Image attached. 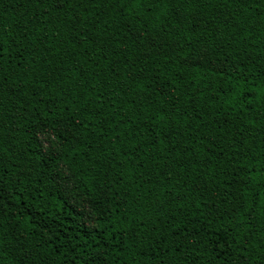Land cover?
<instances>
[{
	"label": "trees",
	"instance_id": "16d2710c",
	"mask_svg": "<svg viewBox=\"0 0 264 264\" xmlns=\"http://www.w3.org/2000/svg\"><path fill=\"white\" fill-rule=\"evenodd\" d=\"M0 264H264V0H0Z\"/></svg>",
	"mask_w": 264,
	"mask_h": 264
},
{
	"label": "rangeland",
	"instance_id": "374dc122",
	"mask_svg": "<svg viewBox=\"0 0 264 264\" xmlns=\"http://www.w3.org/2000/svg\"><path fill=\"white\" fill-rule=\"evenodd\" d=\"M46 147V144H45ZM51 147H53V149L56 148V146L53 144V142L51 143ZM81 201V202H80ZM79 202V208L81 209V211L83 212V214L87 217V218H92L90 211H89V206L86 200L81 199Z\"/></svg>",
	"mask_w": 264,
	"mask_h": 264
}]
</instances>
